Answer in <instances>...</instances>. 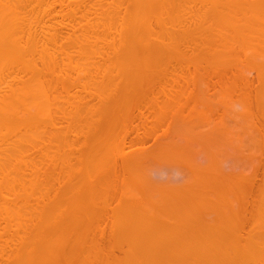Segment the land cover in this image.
I'll use <instances>...</instances> for the list:
<instances>
[{
    "label": "bare ground",
    "instance_id": "1",
    "mask_svg": "<svg viewBox=\"0 0 264 264\" xmlns=\"http://www.w3.org/2000/svg\"><path fill=\"white\" fill-rule=\"evenodd\" d=\"M63 3L0 0V221L9 222L0 236L15 244L2 264H264V0H114L112 35L99 29L95 45H87L92 24L65 21L90 15H64ZM108 11L94 10L100 28ZM69 29L79 35L66 38ZM105 36L112 47L101 45ZM67 48L80 50L74 56L86 49L94 62L80 66L76 56L73 63ZM108 49L110 65L102 62ZM223 93L238 95L239 118L263 158L253 154L257 166L234 180L214 162L200 166L202 150L194 147L193 157L187 141L167 142L213 121L217 105L230 104ZM156 154L163 162L178 154L190 167L188 182L155 190L143 180L142 167Z\"/></svg>",
    "mask_w": 264,
    "mask_h": 264
},
{
    "label": "rangeland",
    "instance_id": "2",
    "mask_svg": "<svg viewBox=\"0 0 264 264\" xmlns=\"http://www.w3.org/2000/svg\"><path fill=\"white\" fill-rule=\"evenodd\" d=\"M22 1V0H21ZM25 1V0H24ZM73 2H77L76 4H74L73 5V3L72 2H70V0H64V6H63V12L65 11V13H63L64 15H66V14H68V13H75L76 15H79V14H81L80 12H83L82 10H84L85 9V11H86V13L87 14H85L86 16H88L87 18H90V19H88V20H84V19H81V17H76L77 19H79V21L77 22V19L75 18V24H74V20L73 21H68V19H66L65 18V21L66 22H69V23H72V26L74 27V28H77V29H79L80 28V26L82 27H85L86 25L85 24H87L88 26H87V28L92 24L93 25V27H92V25H91V27L90 28H88L90 31L92 30L91 28H94L93 29V34H92V32H90V31H87L88 33H91V34H88L89 35V37H87L86 38V36H85V40H81V45L78 43V41L75 39V40H73V41H77L76 43H77V47L80 49V47L82 46L83 47V42L86 44V39H87V45H89L88 43L89 42H91V44L92 45H95L94 43H92V41L93 42H96L95 40H96V37L95 36H97V34L96 33H99V31L100 30H102V31H104V32H106V30H108V29H110V30H112V14L110 13L111 11H112V9L111 8H109V7H112V3L111 2H113L114 0H95V2H94V0H72ZM100 1H102V2H104V4L106 5H104L103 3H102V6H104V7H102L103 8V10H101L100 9ZM97 2V3H96ZM14 3V5H15V2H13ZM96 3V5H95V7H94V5L93 4H95ZM107 3V4H106ZM109 3H111V6L109 5ZM11 4V3H10ZM9 3H8V6L10 5ZM68 6H67V5ZM70 4V5H69ZM84 5V7H82L83 5ZM12 5V4H11ZM71 5H72V7L73 8H75V10H76V7L78 6V8L77 9H80V11L79 10H76V11H72L71 12V10L72 9H70L71 8ZM16 6V5H15ZM70 6V7H69ZM86 6L88 7V8H86ZM101 10V11H98L99 9H97V7ZM191 6H195V4L194 3H192V5ZM54 7V6H53ZM200 6H199V4H198V7H196L197 9L199 8ZM59 8H61V7H59V5L58 6H55L54 7V12H57L58 11V13H53V14H60L61 13V9H59ZM66 8H68V9H66ZM94 8V9H93ZM107 8H109V9H107ZM11 9V8H10ZM70 9V10H69ZM87 9V10H86ZM93 9V10H92ZM107 10H109L107 13L110 15V17H111V19H110V17H109V15H108V18H109V23H108V18H104V19H106V22L104 21V19L103 20H101L100 22V24H104V25H102L101 26V28H100V26H99V23H98V18H96V19H94L95 18V14H94V10H97V12H99L100 14L101 13H106V11ZM69 12H68V11ZM89 10V11H88ZM19 11V13H21V14H26V15H28L29 14V12L27 11H24V10H18ZM122 12V14H123V12L125 11V10H121ZM92 12V13H91ZM189 12V11H188ZM32 13H34V11L32 12ZM90 13V14H89ZM96 13V12H95ZM104 13V14H105ZM98 14V13H97ZM103 14V15H104ZM71 15H74V14H71ZM82 15V14H81ZM89 15H90V17H89ZM92 15H93V17H92ZM106 15V14H105ZM107 17V16H106ZM61 18L62 17H58V18H56L55 20L57 21V20H61ZM55 20H53L54 22L53 23H55ZM62 20H63V18H62ZM61 20V21H62ZM95 20H97V21H95ZM110 20H111V23H110ZM64 21V20H63ZM81 21V22H80ZM84 21H85V23H84ZM94 21V22H93ZM104 21V22H103ZM89 22V23H88ZM79 23V24H78ZM83 25H82V24ZM98 23V24H97ZM48 24H50V23H48ZM90 24V25H89ZM110 24V25H109ZM85 25V26H84ZM106 25V26H105ZM134 25V24H133ZM5 26H7V24L5 25ZM8 26H9V24H8ZM11 26V25H10ZM108 26H110L109 28H108ZM82 27V28H83ZM106 29H105V28ZM73 28V29H74ZM81 28V29H82ZM96 28H97V30H98V32H97V30H96ZM119 27H117V29H118ZM73 29H69V31H71V33L68 31V30H64L65 32H64V34L66 35L65 37L67 38V36H68V38H70V39H72L73 37H74V34L76 33V30L74 29V31H75V33H74V31H73ZM100 29V30H99ZM87 30V29H86ZM108 31L109 33L110 32H112V31ZM119 30H120V28H119ZM73 31V32H72ZM77 31H79V30H77ZM85 31V30H84ZM66 32H68L69 33V35L66 33ZM96 32V33H95ZM101 32V31H100ZM108 32H106L105 34H107ZM74 33V34H73ZM109 33H108V35H109ZM77 34L79 35V33L77 32ZM77 34H75L76 36H77ZM96 34V35H95ZM73 35V36H72ZM87 35V36H88ZM110 35H112L111 33H110ZM109 35V36H110ZM70 36V37H69ZM75 36V37H76ZM106 37V36H105ZM116 37V40L118 39L117 38V35L115 36ZM77 38H79V36L77 37ZM74 39V38H73ZM81 39H84V38H81ZM92 39V40H91ZM69 40V39H68ZM79 40H80V38H79ZM89 40V41H88ZM106 40H109L108 42H106L105 40L103 41V42H101V45L103 44V45H105V46H109V47H112V36L110 37V39H109V37L107 36L106 37ZM75 42H73L74 44H73V46L75 45ZM117 42V41H116ZM70 43H71V41H70ZM61 44V43H60ZM65 45V44H64ZM68 45V44H67ZM92 45H90V46H92ZM66 46V45H65ZM64 46V47H65ZM68 47V46H67ZM70 47H71V45H70ZM89 47V46H88ZM72 48V47H71ZM85 48H86V46H85ZM68 49V48H67ZM74 49V48H73ZM73 49H68V54L69 53H71V55H72V57H71V55H69V58L72 60V62L74 63V60H77V57L76 56H79L80 58H78V60L77 61H75L76 63H77V65H78V61H79V65L80 66H82L83 65V63L82 62H84L85 64H86V59H87V62H88V59H90L89 58V56L88 55H85V52H86V49H81V51L83 50V52H84V54H83V52H80L82 55H85V56H88L87 58L85 57V56H83L82 57V55L79 53H76L77 55H75L74 56V54H75V50L77 49H75V50H73ZM76 50V51H80V50ZM92 50V49H91ZM69 51H71V52H69ZM74 51V52H73ZM89 50H87V52H88ZM110 52V53H109ZM92 53V52H91ZM112 49H108V54H107V56L106 55H104V56H106L105 57V59L104 60H102V62L103 63H107L108 62V60L107 59H109V61H111L112 62V60L108 57V55L112 58ZM92 55V54H91ZM90 55V56H91ZM74 60H73V59ZM76 58V59H75ZM82 58V59H81ZM95 58V57H94ZM243 58V57H242ZM83 59H85V60H83ZM90 60H92V59H90ZM95 60H98V59H96L95 58ZM107 60V61H106ZM80 61H82L81 63L82 64H80ZM93 61V60H92ZM91 61V62H92ZM100 61V60H99ZM90 61L88 62V63H90V64H92ZM94 62V61H93ZM96 62V61H95ZM76 65V74H79L80 73V68H79V70L77 69L78 68V66ZM108 65H110V62H108ZM108 65H106V66H108ZM105 66V65H104ZM74 67V66H73ZM73 67H72V69H73ZM75 68V67H74ZM82 69H83V67H82ZM82 69H81V71H82ZM75 70V69H74ZM78 70V71H77ZM73 72H75V71H73ZM75 75V74H74ZM252 77L251 78H254V79H256V73H252V75H251ZM77 77V76H76ZM250 77V76H249ZM91 89H92V87H91ZM220 90V88L218 87L217 88V90ZM93 91H94V88L92 89ZM218 90V92H219V95L218 96H220L221 94H222V92H220ZM222 91V90H221ZM212 93L214 92V91H211ZM210 92V95H212V93ZM217 94V93H216ZM216 96V95H215ZM214 96V97H215ZM218 96H216V97H218ZM226 96H227V94H224L223 93V96H222V100H225V103L227 102V99L228 98H226ZM236 96V95H235ZM235 96H231L232 97V100L230 101L229 99H231V97L228 99V102L230 103V104H227L226 103V105H222V106H220L219 104L217 105V114L215 115V117H214V120L213 121H210L209 122V124H204V125H201V127H199V128H197V129H194V130H189L188 131V134L189 135H192L194 138H190V137H192V136H188L187 135V140H185L186 139V137H184L183 138V136H186L185 135V133L184 132H180V133H178V132H173V134L171 135V137L167 140V142L170 144L171 142L172 143H175V142H181L182 144L183 143H185L186 141V144H184V145H186V146H188V148L190 147V148H192L193 147V149H194V151H193V149L191 150V154H192V152H198V151H201L202 150V152H201V154H199V152L197 153V156H196V160L195 161H197L198 160V162L197 163H199V165L201 164L202 166H204L203 164H205L207 161L209 162V163H213V165L214 166H216L217 167V169H218V167H219V169L218 170H220V172H222V174H225L226 172H224V171H227V172H230L229 174H227V175H230V176H228V179H230V178H232V180H234L238 175H246V174H249V173H251V170L253 171V169L257 166V162H258V160L259 159H261L262 157H259L258 155H256L257 154V151L255 152V150H254V147L256 148V150H257V148H258V142H257V140L255 139V138H257V136H255V137H253L254 136V134H253V132L251 131L252 130V128L251 129H246V126L244 125V124H242V120H240V116H241V114H242V109H241V106H240V104H238L237 102H238V99H239V97H238V95H237V97H235ZM215 97V98H216ZM221 97V96H220ZM219 97V98H220ZM227 97H229V96H227ZM218 98V100L219 101H217V102H221V99H219ZM237 98V99H236ZM217 99V98H216ZM30 110H33V109H30ZM38 110H41V109H39L38 108ZM34 111V110H33ZM240 117V118H239ZM242 119V118H241ZM75 120V119H74ZM77 121L76 122H74L75 124H77L78 122H79V124L80 125H82L83 123H84V120H80L79 118L78 119H76ZM40 122L42 121V120H39ZM80 121H81V123H80ZM83 121V122H82ZM90 121V120H89ZM220 121H222L223 123H225L224 125L223 124H220V126H222V127H220V129L218 128V129H215L214 128V126H216V125H218L219 123H220ZM65 125V124H64ZM67 125V124H66ZM226 125V126H225ZM77 127V129L79 130V128H78V124L76 125ZM223 126H225L224 128H223ZM222 128V129H221ZM214 129L217 131V133L216 132H214ZM77 130V131H78ZM224 130V131H223ZM222 131V132H221ZM209 132V133H208ZM78 133H80V132H78ZM202 133L203 134H205V135H202ZM209 134V135H208ZM211 135V136H210ZM217 135H218V137H217ZM17 136H18V134H17ZM20 136V135H19ZM42 136V135H41ZM196 136V137H195ZM210 136V137H209ZM11 137V140H12V136H10ZM43 137V136H42ZM27 138V137H26ZM82 138L83 137H80L79 139V141H81L82 140ZM182 138H183V140H182ZM196 138L198 139V140H196ZM202 138H205L204 140L202 139ZM209 138H211V140L209 139ZM216 138V139H215ZM222 138V139H221ZM254 138V139H253ZM44 138H42V140H43ZM202 139V140H201ZM253 139V140H252ZM11 140H10V143H9V141H8V143L6 142L5 144H6V146H3V147H8V146H10V144L12 143L11 142ZM14 140V139H13ZM16 140V139H15ZM28 140H30V139H28ZM45 140H48L47 138L45 139ZM44 140V141H45ZM84 140V139H83ZM162 140V139H161ZM200 140V144L202 145L203 143L204 144H206V145H200L199 144V141ZM214 140V141H213ZM255 140H256V142H255ZM79 141H78V144H79ZM195 141H197V142H195ZM206 143H205V142ZM16 142V141H15ZM179 142V143H180ZM188 142L189 143H191V144H194V145H188ZM201 142H203V143H201ZM215 142V143H214ZM252 142H254V143H252ZM83 142H81V144H82ZM46 144H47V142H46ZM81 144H79V145H81ZM151 144V145H150ZM215 144V145H214ZM56 145H58V144H56ZM62 145V144H61ZM76 145H77V143H76ZM196 145H198L197 147H196ZM200 145V146H199ZM207 145H210V146H207ZM254 145V146H253ZM59 146V145H58ZM151 146H153V142L151 143H149L148 145H147V147L148 148H150ZM185 146V147H186ZM204 146H207V147H204ZM196 148V151H195V148ZM202 147H203V149H202ZM61 146H60V149H59V152L60 153H63L62 152V150H61ZM75 148H80L78 145L76 146V147H74V149ZM153 148H154V146H153ZM152 148V149H153ZM187 148V149H188ZM190 148L188 149L189 151H190ZM46 148H44V150H45ZM187 150V151H188ZM46 151H48V150H45V151H43V154H47V152ZM74 151V150H73ZM188 151V152H189ZM258 152H260L259 151V149H258ZM34 153H37V152H35L34 151ZM74 153H75V151H74ZM78 153V152H77ZM76 153V154H77ZM256 153V154H255ZM75 154V155H76ZM159 154V153H158ZM188 154V153H187ZM252 154V155H251ZM253 154H255V156H256V158L258 159H255V157H254V159L255 160H253ZM260 154V153H259ZM157 155V154H156ZM175 156V154H172L170 157L172 158V156ZM189 155H190V153H189ZM195 155H196V153L193 155V157H195ZM77 156H78V154H77ZM159 156L160 155H157L156 156V159H154L155 157H154V155L149 159V160H146L145 161V163H144V166L142 167V171L143 172H141V176L143 177L144 176V179L143 180H145L146 181V179H147V182H148V180L150 179V183L153 185V187H154V189L155 190H162L161 188H159V187H166V186H168V185H170V186H173L172 188H174V187H176V186H180L181 184H185L186 183V180L189 178V174H188V171H187V169H190V167H188V165H184L183 164V162H181L182 164H183V166H184V168H183V170L181 169V165H180V163H178L180 160L178 159H175L177 156H178V154H177V156L176 157H174V160H173V158L170 160L169 159V161L172 163V165L174 166H172L171 165V163L168 161V160H166L165 162H163V161H161V160H159ZM188 156V155H187ZM187 156H184V160H186V162L188 161L186 158H187ZM215 156H217V158L215 157ZM16 157H18L17 155H16ZM169 157V156H168ZM186 157V158H185ZM190 157V156H189ZM215 157V158H214ZM161 158H162V156H161ZM163 158H166V159H168L167 157H164L163 156ZM178 158H179V156H178ZM191 158V157H190ZM241 158H242V160H241ZM243 158H247L248 159V161L247 160H244ZM250 158V159H249ZM263 158H264V154H263ZM262 158V159H263ZM152 159V160H151ZM195 159V158H194ZM220 159V160H219ZM239 159H240V161H239ZM173 160V161H172ZM178 162H177V161ZM190 161L192 160V158L191 159H189ZM215 160H217V161H215ZM220 162H219V161ZM222 160V161H221ZM252 160L253 161H255V162H252ZM195 161H193V164H194V162ZM211 161V162H210ZM244 161H247V163L245 164L244 163ZM167 162V163H166ZM174 162H177L179 165H180V167L178 166V164H174ZM219 162V163H218ZM60 163H61V161H60ZM59 163V164H60ZM196 163V162H195ZM196 163V164H197ZM216 163H218V165L216 164ZM249 163V164H248ZM62 164V163H61ZM61 164L59 165L61 168H62V166H61ZM72 164H74V161H73V163ZM167 164V165H166ZM170 164V165H169ZM186 164V163H185ZM248 164V165H247ZM190 165H191V163H190ZM198 165V164H197ZM196 165V166H197ZM200 165V166H201ZM212 164L210 165L209 164V168H211V170H213L212 172H214V173H218V172H216L217 171V169L214 171V166H213ZM186 166V167H185ZM205 166H206V164H205ZM60 167H59V169H60ZM188 167V168H187ZM252 167H253V169H252ZM193 168H194V166H193ZM77 170H79L78 168H76ZM186 169V171H184ZM192 170V169H191ZM191 170L189 171V173L191 172ZM220 172H219V174H220ZM234 173V174H233ZM236 173V174H235ZM231 174H233V175H231ZM77 175V176H76ZM75 176L76 177H74L73 179H72V185L73 184H77V186H76V184H75V186H73L74 188H77V190H80V189H82L81 187H82V185H83V183L84 182H82L83 181V179H82V176L81 175H79V174H75ZM80 176V177H79ZM233 176H234V179H233ZM76 178H77V181L78 182H76ZM261 179V178H260ZM80 180V181H79ZM75 181V182H74ZM231 181V180H230ZM261 181V180H260ZM79 182H80V184H79ZM187 182H188V180H187ZM79 184V185H78ZM183 184V185H184ZM79 186V187H78ZM169 186V187H170ZM178 186V187H179ZM57 187V186H56ZM55 187V189H57ZM79 188V189H78ZM64 189V188H63ZM170 189V188H169ZM12 190V189H11ZM16 190H17V188H16ZM17 192H18V190H17ZM17 192H12V193H9V196L8 197H10V198H12L13 199V201H14V203L16 202V199H14V198H16V196H17ZM51 192H54V188H52V190H51ZM14 195H16V196H14V198H13V196ZM35 198V197H34ZM16 203H19V200L16 202ZM113 204H115V203H113ZM112 204V206L114 207L115 205H113ZM21 205V204H20ZM129 214V213H128ZM10 215H12V216H10V219H17V217L15 216V214L13 213V212H11V214ZM132 215V214H131ZM130 215V216H131ZM6 221V222H5ZM2 220V222L0 221V228L2 229H0V233H2L3 232V229L6 227V224L7 223H9V222H7V220ZM138 221L140 222V220L138 219ZM4 222V223H3ZM10 225V226H9ZM14 226H16V223H11V224H8V227L9 228H12V230H14L15 228H14ZM3 227V228H2ZM202 228V227H201ZM200 228V229H201ZM204 228V227H203ZM247 230H248V228H247ZM12 232V234L14 233L13 231H11ZM244 235H246V233L244 234L243 233V236ZM4 236V235H3ZM2 236H0V240H2V241H0V248L2 247V249L4 248V250H2L1 249V251H0V256H2L1 254H5L6 252L7 253H9V251H10V248H8V246L10 245V243H7V244H5V239H7L5 236L3 237V238H1ZM15 238V237H14ZM126 239V238H125ZM4 240V241H3ZM127 239H126V245H127ZM125 242H123L122 243V245L124 244ZM131 243H133V241L131 242ZM15 245V244H14ZM13 244L12 245H10V247H15ZM131 245V244H130ZM129 245V246H130ZM124 247H125V244L123 245ZM122 246V247H123ZM12 247V248H13ZM124 247H123V249H124ZM6 248V249H5ZM11 248V249H12ZM126 248L127 247H125V250H126ZM131 248V247H130ZM130 248L128 247V249L130 250ZM9 249V250H8ZM121 252V253H120ZM127 252H128V250H127ZM125 253V251L123 252V251H119V252H117L116 253V255L118 254L120 257H122V255L121 254H124ZM117 255V256H118ZM4 256V255H3ZM5 256H6V254H5ZM5 256H4V258H5ZM124 256V255H123ZM0 260L2 261V260H4V259H2V258H0ZM3 263V261L1 262V264Z\"/></svg>",
    "mask_w": 264,
    "mask_h": 264
}]
</instances>
